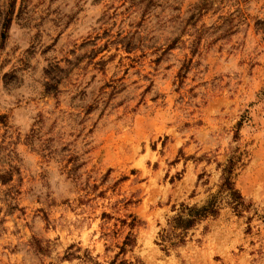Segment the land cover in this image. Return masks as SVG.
<instances>
[{"label":"rangeland","instance_id":"1","mask_svg":"<svg viewBox=\"0 0 264 264\" xmlns=\"http://www.w3.org/2000/svg\"><path fill=\"white\" fill-rule=\"evenodd\" d=\"M0 177V264H264V0H0Z\"/></svg>","mask_w":264,"mask_h":264},{"label":"trees","instance_id":"2","mask_svg":"<svg viewBox=\"0 0 264 264\" xmlns=\"http://www.w3.org/2000/svg\"><path fill=\"white\" fill-rule=\"evenodd\" d=\"M0 180L1 179L0 177ZM223 186L225 188H228L230 190V194L233 196V198L240 197L236 191L231 187V182L228 179H225ZM189 211V218H182L177 217L174 219V226L176 228H188L190 227L197 219H200V217L206 216L209 213H213L214 209H207V207H203L200 209H188Z\"/></svg>","mask_w":264,"mask_h":264}]
</instances>
